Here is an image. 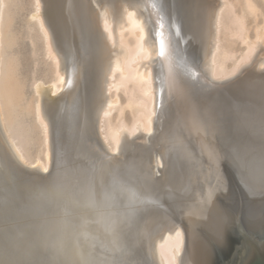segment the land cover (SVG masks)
Masks as SVG:
<instances>
[{
  "label": "bare ground",
  "instance_id": "bare-ground-1",
  "mask_svg": "<svg viewBox=\"0 0 264 264\" xmlns=\"http://www.w3.org/2000/svg\"><path fill=\"white\" fill-rule=\"evenodd\" d=\"M9 1L0 0V264H210L222 181L194 93L216 92L252 60L264 0H34L29 22L52 74L32 81L34 154L38 134L20 123L31 113L21 118L7 58ZM252 63L264 65L263 50ZM153 192L157 212L145 206ZM179 194L195 197L186 231L164 223ZM250 199L249 225L260 229L264 187Z\"/></svg>",
  "mask_w": 264,
  "mask_h": 264
},
{
  "label": "water",
  "instance_id": "water-1",
  "mask_svg": "<svg viewBox=\"0 0 264 264\" xmlns=\"http://www.w3.org/2000/svg\"><path fill=\"white\" fill-rule=\"evenodd\" d=\"M238 88L224 87L216 92L196 90L194 93L196 111L206 132L205 149L217 162L215 172L222 181L218 186L219 196L226 197L218 196L219 213L212 219L218 223V228L221 227V235L216 240H208L204 246L210 264H216L220 257L224 264H264V224L260 229L249 225L251 209L256 205L251 203L250 194L263 184L260 181H264V168L248 181L243 175L252 165H241L258 148L257 142L264 139V89L241 92ZM244 95L252 97L250 99L257 104H246L248 99H244ZM251 118L255 121H250ZM263 155L257 152L253 159L260 160ZM23 167L26 171L34 170ZM38 173L47 176L49 171ZM171 197L169 216L164 223L171 229L182 227L186 231L185 210L193 204L195 197L186 194ZM261 209L264 214V207Z\"/></svg>",
  "mask_w": 264,
  "mask_h": 264
},
{
  "label": "rangeland",
  "instance_id": "rangeland-1",
  "mask_svg": "<svg viewBox=\"0 0 264 264\" xmlns=\"http://www.w3.org/2000/svg\"><path fill=\"white\" fill-rule=\"evenodd\" d=\"M11 1V2H10ZM8 3H10L6 8H7V11L9 12L8 13V15H10L9 17H8V19H9V33L8 34H10V39H11V47L7 50V58H8V60H11V61H13V63H14V66H15V78H16V80L18 81V84L16 85V87H15V93H17V96H19L18 97V102H19V107L22 109V115H23V117L21 116V118H23V119H26V121L28 120L27 118L29 117V122L27 121V122H25V120L23 121V120H21V122L20 123H22V125H23V123L26 125H23L24 127L23 128H25V127H31V129H33V131H34V129H35V132H34V135L35 134H38V129H36V125L34 124V122L32 123V121H31V118H32V120L34 119V111H35V101H36V99H37V97H36V95H35V93H34V90H33V83H32V81L34 82V77L35 78H37L36 77V74H37V76H39L38 74H40L41 75V77L39 76L38 78H41V79H43L44 80V78H45V81L47 80H50V75H52L51 74V72H50V70L48 69V67H46V66H48V65H46L47 63L45 62L46 61V58L44 57V56H42V55H44V48L42 49V43L41 42H43V40L41 39V33L39 34V30L37 31V28L35 29H33L32 28V23H30L29 21H30V14L33 12V10H34V0H17V2H16V0L15 1H12V0H10ZM16 3V5H15V3ZM19 2V3H18ZM65 2V1H64ZM60 3L61 4H64L63 2H62V0L60 1ZM41 4H42V9L44 8V6L45 5H43L44 4V2L41 0ZM13 5H15L13 8H12V6ZM9 6H11V7H9ZM16 7V8H15ZM18 7V8H17ZM10 9L11 10H13V11H10ZM17 10V11H16ZM14 11H15V14L14 15H11V14H13L14 13ZM11 13V14H10ZM13 16V17H12ZM15 16V17H14ZM28 22V23H27ZM30 24V25H29ZM32 24V25H31ZM27 25H29V26H26ZM28 27H31L32 29H30V28H28ZM28 28V30H26V29ZM30 30V31H29ZM32 30H35L34 32H31ZM253 29H251V31H252ZM21 32V33H20ZM36 32H38V33H36ZM253 32V31H252ZM19 33L20 34H22V35H19ZM28 33V34H27ZM32 33V34H31ZM36 33V34H35ZM17 34L19 35V36H17ZM25 34H27V36H31V35H33L34 34V37L32 36V39L34 38L35 40H36V36L37 35H39V38L35 41L34 39L33 40H31L30 41V39H31V37H25L26 35ZM31 34V35H30ZM36 35V36H35ZM38 37V36H37ZM19 38V39H18ZM232 39H234V38H232ZM16 41H18V43H16ZM34 42L33 44L35 45H33L32 46V43L31 42ZM40 41V42H39ZM38 42V43H37ZM238 44V45H237ZM235 43V46H233V48H238L239 47V44L240 43ZM262 44V43H261ZM260 44V46L258 47V49L254 52V56H253V58H252V60L250 61V62H248L247 64H248V67L246 66L247 64H245V65H243L242 67H241V71L240 72H242V73H240V72H238V73H235V75L234 74H232L231 76H228V78L226 79V80H224V81H221L220 83H221V89L222 88H224L225 86L227 87V86H229V87H231L232 86V88H235V86L236 87H240V88H238L241 92H243V90L245 89V90H247V92H248V90H250V89H255L256 90V88H263L264 89V65L262 66V67H259V68H255L254 67V63H252V62H254V59L256 58V55L257 54H259V53H261V51L263 50L264 51V44H262L261 45ZM40 46V48H39V46ZM37 46V47H36ZM236 46H238V47H236ZM36 49H35V48ZM245 47V45L243 46V45H241L238 49H237V52L235 53V54H237L238 52H239V54H237L236 56L237 57H240L239 55H240V51H241V48H244ZM263 47V48H262ZM39 49H41V50H43L42 52H41V50H39ZM32 50H34V51H32ZM39 50V51H38ZM9 51V52H8ZM195 52H197V54H198V57L200 58V55H201V53H200V51L199 50H194ZM193 51V52H194ZM11 52H12V54H11ZM32 52H36V54L35 53H32ZM40 52V53H39ZM192 52V53H193ZM9 53V54H8ZM11 54V55H10ZM35 55V56H33L32 57V55ZM15 55V56H14ZM11 56V57H10ZM14 56V57H13ZM41 57H42V59H41ZM16 59V60H15ZM18 59V60H17ZM38 60L37 62H36V60ZM40 60H42L43 62H45V63H43V62H41ZM190 60H192V59H190ZM19 61V62H18ZM36 62V63H35ZM192 62H193V60H192ZM232 62V61H231ZM20 63V64H19ZM35 65H34V64ZM38 63H39V65H38ZM41 63V64H40ZM42 63L43 64H45V66L44 65H42ZM194 63V62H193ZM233 63V62H232ZM232 63H230L229 62V64H232ZM19 64V65H18ZM195 64H198V63H195ZM38 67H37V66ZM252 65V66H251ZM36 66V68L34 69V67ZM254 67V68H253ZM246 68V69H245ZM36 69H37V71H36ZM247 69H250L249 71L247 70ZM254 70V71H253ZM40 71V72H39ZM245 71H248V73H247V75H246V73H245ZM259 71V72H258ZM254 72V73H253ZM42 73V74H41ZM44 73V74H43ZM48 75H47V74ZM46 74V75H45ZM241 74V75H240ZM243 74V75H242ZM34 75V76H33ZM43 75V76H42ZM45 75V76H44ZM245 75V76H244ZM249 75V76H248ZM47 76H50V77H47ZM251 76V77H250ZM253 76H255L254 78H253ZM43 77V78H42ZM242 77V78H241ZM248 77V78H247ZM48 78V79H47ZM238 78V79H237ZM240 78V79H239ZM259 78H260V80H259ZM254 79H256V80H254ZM263 79V80H262ZM237 81V83H236V81ZM245 80V81H244ZM248 80V81H247ZM232 81H234L233 83H232ZM250 81V82H249ZM254 81V82H253ZM240 84H239V83ZM241 82H242V84H241ZM243 82H244V84H243ZM247 82V83H246ZM249 82V83H248ZM260 82H261V84H260ZM245 83H246V85H245ZM256 83H258V84H256ZM236 84V85H235ZM257 85V86H255V85ZM246 87V88H245ZM201 91H203V92H205V91H210V92H213V90L211 91V89H200ZM238 90V91H239ZM7 93H8V91H7ZM14 93V94H15ZM8 95H10L9 93H8ZM7 95V102H8V100H9V96ZM251 95H253V94H251ZM48 96V95H47ZM50 96V95H49ZM59 97V95H57V96H54V98L55 99H57ZM244 97V99H248V100H246V104H250V105H255V104H257V102L253 99H250V98H252V97H250V96H248V95H244L243 96ZM54 98H52V100H55ZM43 99H44V101H43ZM42 108H44V105L47 103H50V99H48V98H45V97H42ZM46 100V101H45ZM47 100H49V101H47ZM253 109H254V107H252ZM26 109V110H25ZM27 110H29L30 111V115L27 117ZM255 110V109H254ZM26 113V116L24 117V115H25V113ZM126 115H127V117H128V119H130L131 118V116H130V113L127 111V113H126ZM31 117V118H30ZM252 120V118L250 119V121ZM253 121H255V119L254 120H252V122ZM30 124V125H29ZM34 124V125H33ZM48 124H49V127H50V123L48 122ZM15 125V127H16V125H17V128L20 126H18V123L17 124H14ZM33 127V128H32ZM17 128H12V133L13 132H17ZM21 129H22V127H20ZM16 129V131H14ZM21 129H18V131L20 130L21 131ZM26 129V128H25ZM23 130V129H22ZM23 132L25 133V131L23 130ZM37 132V133H36ZM18 133V132H17ZM21 133H22V131H21ZM33 133V132H32ZM14 134V133H13ZM20 134V133H19ZM19 134H14V135H16V139H17V141H18V143L19 142H22V141H24L23 139L24 138H22V140H21V138L20 137H22V134L21 135H19ZM33 135V134H32ZM40 134H38V135H36L37 136V138H38V136H39ZM18 136H20V137H18ZM26 135H24L23 137H25ZM18 137V138H17ZM140 136L139 135H137L136 137H134V139L132 138V141H137V142H140V138H139ZM8 138V137H7ZM26 138V137H25ZM34 138H36V137H34L33 136V139ZM34 139L33 141H39V142H37V143H35V142H33L34 143V145L32 144V146H33V148L34 149H31L32 148V146H31V152L34 154V152L36 153L37 152V149H38V147H39V145H40V140H39V138L38 139ZM41 138V137H40ZM137 138V139H136ZM139 138V139H138ZM25 141H27V139L25 140ZM23 143V142H22ZM24 145H26L27 146V143L25 144V143H23V146ZM37 145V146H36ZM28 146H30V145H28ZM257 147L258 148H256V149H254L252 152V154H250V156L248 157V158H246V159H244L243 161H242V164L241 165H245V166H250V165H252V166H250V168H249V170L247 171V174L246 175H243V177L245 176V177H247L248 178V181L250 180V178L251 177H253L254 176V174H257V173H259L258 172V170H261V169H263L264 168V157H262L260 160H255V159H253L254 158V156H255V154L257 153V152H261V155L262 154H264V139H261V140H259V142H257ZM39 149H40V147H39ZM38 149V150H39ZM32 150H34V151H32ZM248 152H250V151H248ZM117 155H119V153H117ZM264 156V155H263ZM253 164H255V165H253ZM162 168V167H161ZM160 168V169H161ZM242 177V178H243ZM264 179V178H263ZM263 179H261V180H263ZM261 183H263L262 185H260V186H258L257 187V189L259 188V187H264V181L262 182V181H260ZM12 186V185H11ZM9 189H12L11 187L9 188ZM154 194H156V192H153L151 195H150V197L148 198V199H146V200H144L145 201V206H148L149 208H150V206H155V208L156 209H150V210H152V211H156L157 212V207H156V202L155 201H157L158 199L157 198H159V196H155ZM19 210V208L18 209H16V212H15V214H17L16 216L17 217H19V216H21L20 214H22L20 211H18ZM17 212H19V213H17ZM224 259L222 258V257H220V259L218 258L217 259V263L216 264H224L223 261ZM148 263H150V262H148Z\"/></svg>",
  "mask_w": 264,
  "mask_h": 264
}]
</instances>
